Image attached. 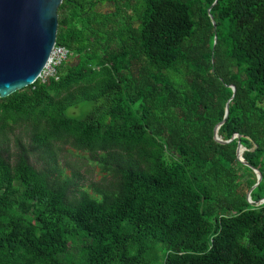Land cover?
<instances>
[{
	"label": "trees",
	"instance_id": "trees-1",
	"mask_svg": "<svg viewBox=\"0 0 264 264\" xmlns=\"http://www.w3.org/2000/svg\"><path fill=\"white\" fill-rule=\"evenodd\" d=\"M215 1H63L68 59L0 99L30 140L0 144V264H264V0ZM59 144L106 186L66 176Z\"/></svg>",
	"mask_w": 264,
	"mask_h": 264
},
{
	"label": "water",
	"instance_id": "water-1",
	"mask_svg": "<svg viewBox=\"0 0 264 264\" xmlns=\"http://www.w3.org/2000/svg\"><path fill=\"white\" fill-rule=\"evenodd\" d=\"M63 1L0 0V99L8 98L33 85L41 77L57 44L58 11ZM217 2L218 0L214 5ZM211 9L208 10L209 14ZM210 17L216 28L214 17L211 14ZM231 88L232 100L236 88ZM230 101L226 105L224 121L214 129V138L221 144H229L235 138L241 139L240 135H235L230 141H224L218 136L220 126L229 116ZM244 151L239 141L238 160L252 168L257 175V183L247 195L248 201L253 204L250 195L261 183L262 174L245 161ZM258 204H264V199Z\"/></svg>",
	"mask_w": 264,
	"mask_h": 264
},
{
	"label": "rangeland",
	"instance_id": "rangeland-1",
	"mask_svg": "<svg viewBox=\"0 0 264 264\" xmlns=\"http://www.w3.org/2000/svg\"><path fill=\"white\" fill-rule=\"evenodd\" d=\"M108 9V6L98 7L100 11H107ZM72 114L80 115V111L73 110ZM18 140H22L26 145L29 144V130L26 127L20 125L10 127L4 133L0 127V144H4L10 153L15 152V144ZM58 150L59 168L66 176L74 178L80 187L88 189L90 193H94V187L104 188L110 181L107 180V173L98 159L93 157L91 153L79 151L71 144H59ZM32 161L37 167L40 166L34 158Z\"/></svg>",
	"mask_w": 264,
	"mask_h": 264
},
{
	"label": "built area",
	"instance_id": "built-area-1",
	"mask_svg": "<svg viewBox=\"0 0 264 264\" xmlns=\"http://www.w3.org/2000/svg\"><path fill=\"white\" fill-rule=\"evenodd\" d=\"M69 57V51L63 47L55 46L51 60L48 63L47 67L41 74V79L46 80L49 77L56 76L57 67L60 66L63 62H65Z\"/></svg>",
	"mask_w": 264,
	"mask_h": 264
}]
</instances>
